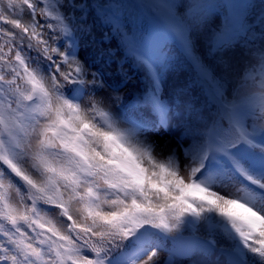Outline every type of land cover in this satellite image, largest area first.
Segmentation results:
<instances>
[{"label":"snow or ice","instance_id":"1","mask_svg":"<svg viewBox=\"0 0 264 264\" xmlns=\"http://www.w3.org/2000/svg\"><path fill=\"white\" fill-rule=\"evenodd\" d=\"M218 6L223 24L201 55L192 33ZM133 7L190 63L193 78L171 102L159 44L119 23ZM246 7L190 0L181 14L172 0H0V24L11 26H0V264H197L198 254L221 264L211 233L195 230L217 216L228 264H264V12L249 21ZM93 11L151 81L142 94L80 59L83 40L95 42ZM237 177L235 195L217 190ZM164 239L174 244L166 260Z\"/></svg>","mask_w":264,"mask_h":264},{"label":"trees","instance_id":"2","mask_svg":"<svg viewBox=\"0 0 264 264\" xmlns=\"http://www.w3.org/2000/svg\"><path fill=\"white\" fill-rule=\"evenodd\" d=\"M253 1L255 0H241V2L247 6H249ZM99 2L108 3L110 0H99ZM124 2L134 3L135 0H124ZM213 2L217 5H221L223 0H213ZM172 3L175 4L178 13L182 14L184 12L180 8V0H172ZM3 6H7V0H3ZM217 11L226 15L227 10L218 6L209 14H213ZM6 15L10 18H20L22 21L28 22L26 19V11L19 14H12L9 11ZM92 18L96 19L97 23L95 42H91L87 38L83 40L80 48V59L84 60L87 64L93 65V70H99L112 87L120 86L125 92L129 89H135L142 94L146 90L145 81L148 79L145 71L138 67L135 59L129 55L127 48L121 43L120 36L115 34L114 26L111 23H104L102 18H96L94 11L92 13ZM153 18L154 16L151 13L133 7L121 10L119 23L124 27L129 35L135 34L137 39L144 43L150 21ZM0 26L5 27L6 29L11 28V26L7 24H0ZM105 33L113 36V38L107 43H102L101 36ZM192 35L194 37L193 33ZM158 44L162 53L159 56L158 63L162 73L164 74V86L168 84V72L174 66L179 69L184 68L192 72L189 61L182 55L173 41L164 40L159 41ZM107 49L114 50L115 56H109L105 51ZM101 52H104L105 54L101 56ZM121 65L123 66L124 72L127 76L131 77L127 84H125L124 75L120 71ZM110 71H114L115 73L112 74ZM139 115L143 116L144 113L141 112ZM57 224L60 225L61 221L57 220ZM5 227H7V225H5ZM186 232H190V228ZM215 256L220 258L221 264H227V259L220 253L219 249H216ZM215 256L213 258H215ZM174 259L175 264H191V261L188 258L176 256ZM192 259L197 261V264H207L208 261V257L200 254L196 255Z\"/></svg>","mask_w":264,"mask_h":264},{"label":"rangeland","instance_id":"3","mask_svg":"<svg viewBox=\"0 0 264 264\" xmlns=\"http://www.w3.org/2000/svg\"><path fill=\"white\" fill-rule=\"evenodd\" d=\"M190 3V0H180V8L182 11L187 10V6ZM244 13L248 16L249 21H253L256 19V17L261 13L264 12V2H261V0H255L253 1L249 6L243 9ZM225 15L223 13L217 11L213 14H208L207 16V23L204 25L202 29H197L193 32L194 37L198 44V52L199 54L203 55L206 50L208 43L210 41V38L212 37L213 33H215L220 26H222L224 21ZM153 23L158 24L159 22L157 19L152 20ZM259 29H257L258 31ZM259 44V42H257ZM112 74L115 73L114 71H110ZM259 72V69L257 67V73ZM193 78V72L188 71L184 68L179 69L178 67L174 66L169 72H168V84L164 86V98L171 102V89L178 85L184 84L188 79ZM151 81L147 79L145 81V87L146 89L150 87ZM127 92V91H126ZM193 95L199 96L202 100L203 97L201 96L200 89L195 88L193 89ZM157 139H162L161 137H158ZM242 179L240 177H237L233 182L222 185L217 190L221 191V194H236V189L239 187H242L241 184ZM219 184V181L217 182ZM222 218L215 217L213 219H210L204 223L198 224L195 226V230L198 232V234L202 237H207L209 233H211L212 238L216 240L217 243V249L221 248H228L230 246V241L227 232L223 229L222 226ZM191 231H192V227ZM190 231V232H191ZM189 232V233H190ZM163 250L160 253V257L162 260H166L169 258V254L174 247V244L169 239H164L162 241ZM228 264V260L226 262Z\"/></svg>","mask_w":264,"mask_h":264}]
</instances>
